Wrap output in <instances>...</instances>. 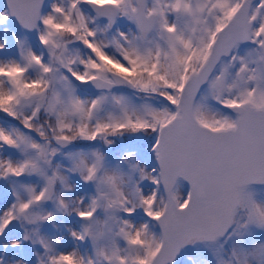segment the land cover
I'll return each instance as SVG.
<instances>
[{
	"label": "snow or ice",
	"instance_id": "snow-or-ice-1",
	"mask_svg": "<svg viewBox=\"0 0 264 264\" xmlns=\"http://www.w3.org/2000/svg\"><path fill=\"white\" fill-rule=\"evenodd\" d=\"M0 264H264V0H0Z\"/></svg>",
	"mask_w": 264,
	"mask_h": 264
}]
</instances>
